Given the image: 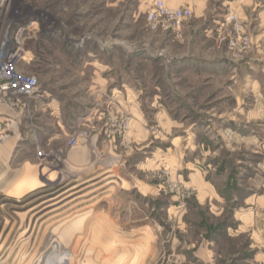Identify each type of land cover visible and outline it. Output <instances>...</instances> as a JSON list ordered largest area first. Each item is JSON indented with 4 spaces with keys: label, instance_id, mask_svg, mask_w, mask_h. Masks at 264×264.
<instances>
[{
    "label": "rangeland",
    "instance_id": "374dc122",
    "mask_svg": "<svg viewBox=\"0 0 264 264\" xmlns=\"http://www.w3.org/2000/svg\"><path fill=\"white\" fill-rule=\"evenodd\" d=\"M154 1L0 5V40L38 82L35 94L0 95V264H159L162 238L242 224L248 241L264 228V39L253 11L213 0L203 37L193 11L187 35L183 24L149 28ZM88 173L114 177L96 200L58 201L94 182ZM66 174L80 179L6 192Z\"/></svg>",
    "mask_w": 264,
    "mask_h": 264
},
{
    "label": "crops",
    "instance_id": "0c3cea01",
    "mask_svg": "<svg viewBox=\"0 0 264 264\" xmlns=\"http://www.w3.org/2000/svg\"><path fill=\"white\" fill-rule=\"evenodd\" d=\"M165 1L173 2L177 6H189L194 12V19L203 21L198 34L203 37L209 36L213 27L211 24H215V20L218 18L216 15L208 14L210 3L213 0ZM225 2L237 6L240 12L247 11L248 7H251L250 10L253 13L249 19H253L255 25H259L258 37L264 39V5L261 0H226L221 4L224 5ZM210 21L212 22L209 24ZM182 29L183 34L187 35L188 25L183 24ZM256 46L257 51H263V45L257 44ZM242 226L239 224L238 230H235L233 234L222 231L223 229L219 225L205 237L189 238L175 235L162 238L159 264H263L264 228L255 225L250 231L249 240L243 241L240 236Z\"/></svg>",
    "mask_w": 264,
    "mask_h": 264
},
{
    "label": "built area",
    "instance_id": "2783aa9c",
    "mask_svg": "<svg viewBox=\"0 0 264 264\" xmlns=\"http://www.w3.org/2000/svg\"><path fill=\"white\" fill-rule=\"evenodd\" d=\"M191 15L192 10L188 6L169 7L163 0H155L147 12V26L151 29L178 32L184 20ZM21 56L16 51L8 50L5 43L0 45V95H32L38 92L36 77L18 71L17 64L23 59ZM5 86L10 88L1 90Z\"/></svg>",
    "mask_w": 264,
    "mask_h": 264
},
{
    "label": "bare ground",
    "instance_id": "6f19581e",
    "mask_svg": "<svg viewBox=\"0 0 264 264\" xmlns=\"http://www.w3.org/2000/svg\"><path fill=\"white\" fill-rule=\"evenodd\" d=\"M3 1H5V0H0V5L4 3ZM27 29H28V27H27ZM25 31L26 30H19V33L20 32L22 33V32H25ZM27 32H29V31L27 30ZM18 36L20 37L21 35L18 34ZM16 38H17V36H16ZM2 40H4V39H2ZM2 40H0V45H3V43H4V41H2ZM21 57H23V60H24L25 59L24 57H26V56L22 55ZM30 61H32V60H30ZM9 88H10L9 86H5V87H2L1 90H3V89L8 90ZM103 174H106V175H103ZM103 174H101V175H93L92 173H88L86 176H84V177L88 178L86 181H88V180H92L93 181L94 180V182H91V183L85 182L84 184L79 183L78 185H80V186L77 187V189L69 191L67 193L66 192L62 193L63 195H59L58 201L62 200L63 205H65L66 203H69V202H71L73 200H76V199H79V198H82V199L84 198V200H83L84 202H86L88 200H91L93 198H95V200H96L98 192L101 191L105 187V185H107L110 182V180H112V178L114 177L113 174H110V173H103ZM68 178H73V180L80 179V175L66 174V175H60V176L59 175H57V176L52 175L50 177L44 176L43 178H40V177H37V176H35L33 178H24V179L20 178L17 181L13 182L9 189L6 188L7 189L6 192L7 193L8 192L19 193V191L21 192V190L28 191V189L31 187V184H32L30 182V180L33 181L34 185H36V184H44V183L55 184V183H58V182H60L62 180H66ZM4 195H5V193H4ZM53 203H50V204L46 203L47 204L46 206H51ZM85 205L89 206L90 203H88V204L86 203ZM46 206H44V207H46ZM60 207H62V206H60ZM76 209L77 208L74 207L72 209V211H75ZM66 214L67 213L63 214L64 215L63 219L66 217L65 216ZM49 259H50V256H48L46 254H41V255L39 254L38 260L45 261V260H49ZM70 259H71V256L67 255V254H64V255L59 257V261H61L63 263H66ZM127 259H128V261L130 260V258H127ZM122 260H126V258L124 257Z\"/></svg>",
    "mask_w": 264,
    "mask_h": 264
}]
</instances>
